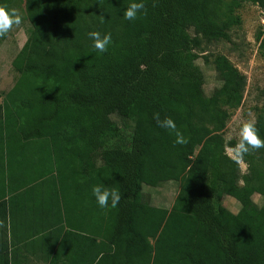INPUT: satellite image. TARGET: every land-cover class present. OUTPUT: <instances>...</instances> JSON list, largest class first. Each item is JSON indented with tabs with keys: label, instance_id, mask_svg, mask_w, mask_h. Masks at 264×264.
Wrapping results in <instances>:
<instances>
[{
	"label": "trees",
	"instance_id": "trees-1",
	"mask_svg": "<svg viewBox=\"0 0 264 264\" xmlns=\"http://www.w3.org/2000/svg\"><path fill=\"white\" fill-rule=\"evenodd\" d=\"M128 2L25 0L31 27L12 60L16 80L0 91V155L8 188L23 189V202L35 198L37 183L40 219L20 235L11 216L0 254L6 264L21 250L48 264H264V204L253 200L264 197V149L245 155L242 171L224 137L246 76L217 54L221 85L207 95L195 51L204 39L229 38L244 2L264 8V0H144L131 22L122 17ZM93 30L111 33L104 53L92 47ZM258 38L264 50L263 31ZM154 112L171 117L188 143L174 145ZM112 114L133 123L120 147ZM255 124L264 137V112ZM30 153L37 176L12 186L13 157L25 159L29 171ZM172 180L179 189L169 208L145 199L144 185ZM98 183L119 189L115 207L96 204L91 187ZM222 195L240 209L216 206ZM16 198L0 196L5 222Z\"/></svg>",
	"mask_w": 264,
	"mask_h": 264
},
{
	"label": "rangeland",
	"instance_id": "rangeland-1",
	"mask_svg": "<svg viewBox=\"0 0 264 264\" xmlns=\"http://www.w3.org/2000/svg\"><path fill=\"white\" fill-rule=\"evenodd\" d=\"M24 2L19 0V4L14 7L22 16V22L14 25L0 41V91H7L15 82L17 72L12 66V60L25 43L29 31L30 21L24 15ZM237 13L241 17V24L233 27L229 31L227 39L203 40L201 46L195 51L198 53L196 63L204 74V91L207 95L221 85V79L213 64V58L217 54H224L228 59L246 76V86L243 92L241 104L231 110V116L227 121L224 137L232 136L238 141L239 127L247 120H256L260 112H264V50L260 47L259 32H264V8L251 2H244ZM189 32L194 34L193 28ZM111 119L121 128L122 140H116V147H120L121 142H126L132 135L133 123L116 114L111 115ZM111 140V139H110ZM99 151L100 154L109 145ZM112 142V141H111ZM110 142V143H111ZM121 150V149H120ZM99 154V153H98ZM97 164L101 162L98 158ZM241 170H246V164L242 161ZM179 183L177 181H166L158 186L152 187L144 185L145 199L156 206L169 208L178 192ZM254 202L261 206L264 204V197L255 194ZM224 204L233 212L240 209V203L230 195L217 197L215 205Z\"/></svg>",
	"mask_w": 264,
	"mask_h": 264
},
{
	"label": "clouds",
	"instance_id": "clouds-1",
	"mask_svg": "<svg viewBox=\"0 0 264 264\" xmlns=\"http://www.w3.org/2000/svg\"><path fill=\"white\" fill-rule=\"evenodd\" d=\"M144 7V0H129L122 12L123 20L130 22L134 21L138 13L143 10ZM21 22L22 16L17 9L6 5L0 6V37L5 36L14 25H19ZM88 37L92 41V47L97 50L98 53H104L112 40L111 33H102L99 30L88 32ZM153 119L156 121L158 127L167 130L170 134H174V145H185L188 143L187 137L181 133L171 117L165 116L161 119L160 114L154 112ZM238 135L239 139L235 144L228 143L232 140L231 135L225 138V143L228 144L226 154L239 165L242 164L243 157L251 150L264 149V137L258 134L255 121L251 119L240 125ZM91 194L100 208L108 206L115 207L121 198L119 189L115 187L110 188L103 183L92 185Z\"/></svg>",
	"mask_w": 264,
	"mask_h": 264
},
{
	"label": "crops",
	"instance_id": "crops-1",
	"mask_svg": "<svg viewBox=\"0 0 264 264\" xmlns=\"http://www.w3.org/2000/svg\"><path fill=\"white\" fill-rule=\"evenodd\" d=\"M0 149H1V146H0ZM4 159L5 158H2L0 155V196H4V198L6 199L9 196L17 197L16 199H13V203L10 202L8 206V208L10 207L9 209H11L10 210L11 212L8 211L7 222H5V219H4L5 205L0 204V236L3 238H6L7 236H10V230L8 229H10L11 216H13V223L15 224V227L19 230L18 233L20 235H23L27 233L28 229L31 230L33 227L37 226V224L39 223V219H40V210L39 208H37L38 207L37 206V203H38L37 196L39 192V187L37 186V183L34 187V190H31L32 191L31 195H34L35 198L33 199L32 197H30V199H28L26 197L24 200L25 202H23L20 196L22 192L21 190L23 189H20L18 191L17 190L10 191V186L8 188L9 179L7 178V171H8L7 163L5 162ZM32 160H33V154L30 153V163H29V171H28L27 161L26 163H24L25 159H23L20 156L13 157L14 171H13V174L11 175V181H10L12 186L22 183V181H24L25 179L27 180L28 177H30V179L33 178L34 174H36L37 176V172L33 171L37 169L35 168L36 166L35 167L33 166ZM28 172H29V175H28ZM36 182H38V180H36ZM78 184H80V182H78ZM28 186L31 187L32 185L30 184ZM28 186L24 188H28ZM18 192H20L19 195L17 194ZM29 202H30V208H28L27 206ZM79 208L80 206L78 205V209ZM1 237H0V240H2V245H3L4 239L3 238L1 239ZM14 248L15 246L13 247V249ZM30 250H32V247L30 248ZM12 259H13V264H48L40 260L38 258V254L31 253V251L23 252L21 250V252L19 253L14 252ZM0 264H6V258L1 254H0Z\"/></svg>",
	"mask_w": 264,
	"mask_h": 264
}]
</instances>
